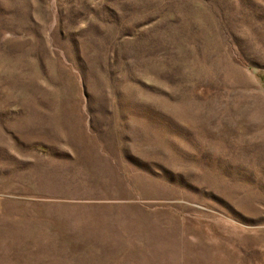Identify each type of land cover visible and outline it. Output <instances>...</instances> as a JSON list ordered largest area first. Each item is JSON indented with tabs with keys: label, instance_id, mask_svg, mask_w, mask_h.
Listing matches in <instances>:
<instances>
[{
	"label": "rangeland",
	"instance_id": "rangeland-1",
	"mask_svg": "<svg viewBox=\"0 0 264 264\" xmlns=\"http://www.w3.org/2000/svg\"><path fill=\"white\" fill-rule=\"evenodd\" d=\"M0 264H264V0H0Z\"/></svg>",
	"mask_w": 264,
	"mask_h": 264
}]
</instances>
